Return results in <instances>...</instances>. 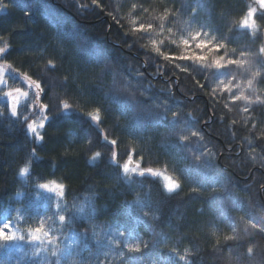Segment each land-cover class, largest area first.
<instances>
[{
  "label": "trees",
  "instance_id": "obj_1",
  "mask_svg": "<svg viewBox=\"0 0 264 264\" xmlns=\"http://www.w3.org/2000/svg\"><path fill=\"white\" fill-rule=\"evenodd\" d=\"M263 26L254 0H0V66L27 95L15 116L0 101V224L19 194L52 241L23 231L0 264H264Z\"/></svg>",
  "mask_w": 264,
  "mask_h": 264
},
{
  "label": "snow or ice",
  "instance_id": "obj_2",
  "mask_svg": "<svg viewBox=\"0 0 264 264\" xmlns=\"http://www.w3.org/2000/svg\"><path fill=\"white\" fill-rule=\"evenodd\" d=\"M256 4L259 5L260 9L261 10H264V0H255ZM96 3V0H93V4ZM2 7L4 9L8 8V4L7 3H3L2 4ZM133 7H135V5H133ZM256 12V9H250L247 13V17L242 20L240 22V28L241 29H254L255 28V21L253 19L254 17V14ZM144 25H141L140 26V30H144ZM148 28H151L152 26L151 25H148L147 26ZM161 28H163V24L161 25ZM200 33H196L192 39L193 40H196L197 43L195 44V47L197 49H200L202 52L204 50H207L209 53L211 52H219L221 49H223L225 47V44L224 43H213L212 40H208V39H200ZM204 35L206 36L207 33H204ZM183 44L185 46H188L189 45V42L187 40H184L183 41ZM4 49L3 48H0V52H3ZM260 53L262 55H264V47H261L260 48ZM161 55L163 56V58L165 60H168L169 57L167 55H164L163 53H161ZM241 55H244V53L242 52ZM206 55H193V54H190V55H185V56H182V57H179V59H184V60H195V61H204L206 59ZM224 56H219L217 57L216 60L213 61V66L217 69V72L220 71V69L226 67V64L227 65H232V64H236V65H242L244 62L241 61V60H236V59H227L226 61V64L223 63L224 61ZM223 75V74H222ZM256 75H259V73H253V76L255 77ZM0 82H2V80H0ZM221 83H223V80L221 79ZM231 83V81H229V84ZM253 83V81L250 79L248 80V84L249 86H251ZM37 88H39V84L36 85ZM224 90L226 91H229L231 92V88L228 86V85H225L224 87ZM17 91H19V89H17ZM8 95L10 96L11 93H8ZM234 100H241V99H244V96L243 94H240V95H236L233 97ZM64 108L65 109H68V105L65 104L64 105ZM244 111H247V109L245 108ZM17 113H16V110L13 109L12 110V115L15 116ZM173 116H175V113H173ZM93 120H96L97 117L96 116H92L91 117ZM43 126V125H42ZM29 128L31 129V125H29ZM33 131H35L33 129ZM193 136H196L197 133L196 132H193L192 133ZM37 140L40 139L39 136L36 137ZM112 144H116V141L115 140H112L111 141ZM99 155V154H98ZM113 161H115L116 159V156L115 154H113V157H112ZM129 164H124L123 165V168H122V171L124 173H128L129 172ZM29 171L28 169V166L25 165L24 167H22L19 171V174L20 176H24L25 173H27ZM150 174L152 177H159L161 176V173L159 172H156V171H153L152 168H148L144 171H140L139 172V175L141 177H144L145 174ZM163 179L165 181H168V183H166L164 185V187L167 189V191L169 193H172L174 192L179 186L177 184H175L174 182H172L170 180L169 177L167 176H164ZM41 188H45V189H48L49 191H52L53 189L52 188H49V185L48 184H41L40 185ZM53 188H56V189H59L60 191L57 192V195L58 196H62L63 195V188H64V185L63 184H54L53 185ZM58 215V220L59 222L63 225L64 222H65V216L63 214H57ZM251 227L253 229H255L257 227V225L255 223H253L251 225ZM11 231V226L9 223H4L2 225H0V242H10V241H13V240H16L17 238H19L20 240H23L24 237L23 236H20V237H17L14 233L13 234H9ZM121 236L124 235L123 232L120 233ZM49 237V232L45 230V226H44V222L43 220L40 222L39 226L35 227V228H30L28 230V238H29V241L31 242H39L41 245L45 244L46 242L47 243H52V241L50 239H48ZM229 239H231L232 237H228ZM129 250L130 251H139V248L138 247H132V246H129ZM37 251H39V249H37ZM252 249L249 248V252H251ZM52 255H56V251H53ZM122 255V253H121ZM180 260H184V257L181 256L180 257Z\"/></svg>",
  "mask_w": 264,
  "mask_h": 264
},
{
  "label": "rangeland",
  "instance_id": "obj_3",
  "mask_svg": "<svg viewBox=\"0 0 264 264\" xmlns=\"http://www.w3.org/2000/svg\"><path fill=\"white\" fill-rule=\"evenodd\" d=\"M257 6H259V5L257 4ZM256 26H257V22H255V27ZM8 74H9L8 68L1 65L0 66V80H2V82H0V101L6 102L13 110L14 108H16L17 106L20 105L22 100H25L27 95H26V93H24L20 90L17 91V89L8 88L7 77H6ZM22 81L27 85V87L30 89L29 91L34 95V96H32V95H30V96H32L33 99H37V96H38L37 95V88L28 81H25V80H22ZM8 93H11V95L9 96ZM35 128H36V126H35ZM129 171L132 173H139L140 172L136 166H130ZM164 176H166V175L161 173V176L157 177L161 180L163 187L166 183H168V181H165L163 179ZM20 198H21V195H19V194H18V196L15 195V198H14L15 204H12L6 212L8 215V218H4L0 224V225H2L4 223H9L11 226V231L9 234L14 233L17 237L24 236L23 231L29 230V227H30V222H29L30 216H29L28 211L27 210H25L24 212L21 211L22 210L21 207H19L17 205V202H19ZM27 236H28V231H27ZM14 241L15 240L10 241V242H0V246H4V245L14 243Z\"/></svg>",
  "mask_w": 264,
  "mask_h": 264
},
{
  "label": "water",
  "instance_id": "obj_4",
  "mask_svg": "<svg viewBox=\"0 0 264 264\" xmlns=\"http://www.w3.org/2000/svg\"><path fill=\"white\" fill-rule=\"evenodd\" d=\"M260 40H261V47H264V26L262 27L260 31ZM261 62L264 65V55L260 53Z\"/></svg>",
  "mask_w": 264,
  "mask_h": 264
}]
</instances>
